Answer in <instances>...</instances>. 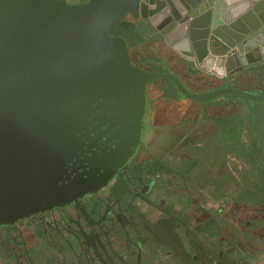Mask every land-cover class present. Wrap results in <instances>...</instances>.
<instances>
[{
  "label": "flooded vegetation",
  "instance_id": "af4514ba",
  "mask_svg": "<svg viewBox=\"0 0 264 264\" xmlns=\"http://www.w3.org/2000/svg\"><path fill=\"white\" fill-rule=\"evenodd\" d=\"M111 37L125 40L140 70L165 74L167 67L193 91L195 71L187 66L189 81L176 74L172 66L181 63L149 20L128 14ZM136 44L140 51L133 59ZM263 73L264 62L240 75L209 79L214 87L208 90L232 84L264 96L260 88L242 90ZM145 102L146 131L141 121L132 138L119 129L105 138L101 118L84 124L78 149L49 196L52 202L0 222V264H264V104L232 96L191 102L164 78L146 85ZM183 128L185 134L166 149L172 139L163 132ZM217 130L227 137L220 138L227 160L237 164L245 154L256 164L244 186L239 169L204 173L218 184L198 171L182 173V153L193 162L191 151L204 143L197 139L214 150Z\"/></svg>",
  "mask_w": 264,
  "mask_h": 264
},
{
  "label": "water",
  "instance_id": "95a60500",
  "mask_svg": "<svg viewBox=\"0 0 264 264\" xmlns=\"http://www.w3.org/2000/svg\"><path fill=\"white\" fill-rule=\"evenodd\" d=\"M128 14L149 20L177 56L218 80L264 62V0H0V222L52 202L84 124L103 119L105 138L115 129L139 134L156 78L195 103L264 104L232 84L194 94L167 67L140 70L125 40L111 37Z\"/></svg>",
  "mask_w": 264,
  "mask_h": 264
},
{
  "label": "rangeland",
  "instance_id": "374dc122",
  "mask_svg": "<svg viewBox=\"0 0 264 264\" xmlns=\"http://www.w3.org/2000/svg\"><path fill=\"white\" fill-rule=\"evenodd\" d=\"M138 15V14H137ZM135 17H138L136 15H134ZM143 49V47H141ZM140 47L136 44L134 47V51L131 52V56L134 59L135 58V54L137 52H139ZM151 51H156V49L152 48ZM163 57L167 56V52H162ZM165 60V59H163ZM167 61H169L168 59H166ZM257 76H259V74H256ZM256 76V77H257ZM261 76V75H260ZM257 77V79H255L256 83H254L253 87H243L242 90H246V91H256L257 88L263 89L264 90V80H263V84L260 83L261 79H264V73L262 74V77ZM205 83V82H204ZM204 83L202 85H204ZM245 83L249 84V81L245 79ZM202 85L196 86L197 88H200ZM216 89V88H215ZM211 90H205L202 93H199L200 91H191L189 89V91H191L194 94H203V93H207L212 91ZM222 100V99H221ZM228 102L223 100V104H227ZM144 107L146 106V102L144 101ZM231 108V106H230ZM147 109V108H146ZM147 113L148 110H145L144 113H142V118L141 121L142 123H144L143 125V129H144V133L146 131V127H147ZM238 117V116H237ZM237 120L238 125H241L239 123L240 119L238 118H232L233 120ZM235 122V121H234ZM174 132V131H173ZM186 130L183 128L182 129H177L174 133L172 132H163L162 137L163 136H167V137H171L172 140H170V143L168 144V142L164 145V147L168 150H170L172 147L175 146V143L177 142L178 139H180V137H182L185 134ZM217 134L215 135L216 140L214 143V147L215 149L213 150V145H211L209 142H206V140L203 139H197V141L204 142L202 145L203 146H199L194 149V151H191L192 154H190L194 161L191 162L190 158L187 157L186 153H182L181 155V159L183 160V163H185V165H187L184 169V171H182L183 174L186 175H190L193 171L195 172H200V178H204L206 182L209 183H213V184H218L219 182H213L210 181L209 179H206V176H204V173H208V171H214L215 174L217 175H222L224 173V171H237V169H239L241 171V177L242 180H239V183L244 186L247 181H246V175L250 172V171H257L256 170V164H254L253 160L248 156L246 157L245 154H242L241 158H240V162H238L237 164H235V161H231L230 159L227 160L226 157H224L223 155V149H222V145L220 143V138H223L226 140V135L225 134H221L220 132H218V130L216 131ZM144 135V134H143ZM228 140V139H227ZM208 141V140H207ZM143 143V141H142ZM221 152V153H220ZM181 163H177V165H180ZM176 165V166H177ZM216 171V172H215ZM221 183V182H220Z\"/></svg>",
  "mask_w": 264,
  "mask_h": 264
},
{
  "label": "crops",
  "instance_id": "0c3cea01",
  "mask_svg": "<svg viewBox=\"0 0 264 264\" xmlns=\"http://www.w3.org/2000/svg\"><path fill=\"white\" fill-rule=\"evenodd\" d=\"M178 59H179L178 62L181 63V65H179L180 67L179 66H175V65H173L172 67H173V70L176 71V74H178L185 81H189L190 77H192V76L189 75L188 70H186L187 66H189V69L193 68V70L195 71V75L197 77V82L190 84L193 91H200L199 93H202L205 90H208V89L214 87L213 85L209 84L210 81H208V80L209 79H216L215 77H212V76L207 75L206 73L200 71L199 69H197L195 67V65L193 63H187L186 61H184L180 57H178ZM203 83H204V85H202ZM199 85H202V86L200 88H197L196 86H199ZM220 102H222L220 104H223V101H220Z\"/></svg>",
  "mask_w": 264,
  "mask_h": 264
},
{
  "label": "trees",
  "instance_id": "16d2710c",
  "mask_svg": "<svg viewBox=\"0 0 264 264\" xmlns=\"http://www.w3.org/2000/svg\"><path fill=\"white\" fill-rule=\"evenodd\" d=\"M177 57H179V56H177Z\"/></svg>",
  "mask_w": 264,
  "mask_h": 264
}]
</instances>
